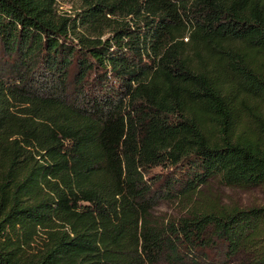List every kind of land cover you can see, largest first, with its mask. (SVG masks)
Wrapping results in <instances>:
<instances>
[{
	"label": "trees",
	"instance_id": "16d2710c",
	"mask_svg": "<svg viewBox=\"0 0 264 264\" xmlns=\"http://www.w3.org/2000/svg\"><path fill=\"white\" fill-rule=\"evenodd\" d=\"M56 4L0 0V264H264V0Z\"/></svg>",
	"mask_w": 264,
	"mask_h": 264
},
{
	"label": "rangeland",
	"instance_id": "374dc122",
	"mask_svg": "<svg viewBox=\"0 0 264 264\" xmlns=\"http://www.w3.org/2000/svg\"><path fill=\"white\" fill-rule=\"evenodd\" d=\"M80 0H57L56 8L60 14H72L78 9ZM211 192L223 199L224 203H240L243 205L264 203V187L256 189H243L236 187H222L214 183ZM177 202L164 201L158 207L160 215L174 214L177 210ZM158 264H172L167 261H161Z\"/></svg>",
	"mask_w": 264,
	"mask_h": 264
}]
</instances>
